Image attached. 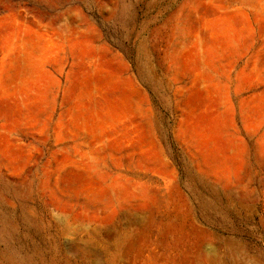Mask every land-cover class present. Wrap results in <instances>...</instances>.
Returning <instances> with one entry per match:
<instances>
[{
  "label": "rangeland",
  "instance_id": "374dc122",
  "mask_svg": "<svg viewBox=\"0 0 264 264\" xmlns=\"http://www.w3.org/2000/svg\"><path fill=\"white\" fill-rule=\"evenodd\" d=\"M208 261L264 264V0H0V264Z\"/></svg>",
  "mask_w": 264,
  "mask_h": 264
},
{
  "label": "bare ground",
  "instance_id": "6f19581e",
  "mask_svg": "<svg viewBox=\"0 0 264 264\" xmlns=\"http://www.w3.org/2000/svg\"><path fill=\"white\" fill-rule=\"evenodd\" d=\"M227 252H228V251H227ZM226 254H227V253H226ZM225 257H226V255H225ZM212 262H213V261H212ZM212 262H209V261H208V264H213ZM217 263H218V261H217ZM217 263H216V264H217Z\"/></svg>",
  "mask_w": 264,
  "mask_h": 264
}]
</instances>
